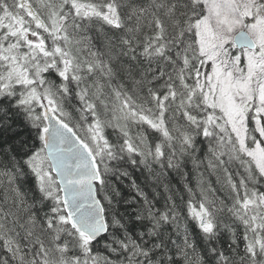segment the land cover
I'll return each mask as SVG.
<instances>
[{
    "label": "snow or ice",
    "instance_id": "obj_1",
    "mask_svg": "<svg viewBox=\"0 0 264 264\" xmlns=\"http://www.w3.org/2000/svg\"><path fill=\"white\" fill-rule=\"evenodd\" d=\"M0 264H264V0H0Z\"/></svg>",
    "mask_w": 264,
    "mask_h": 264
}]
</instances>
